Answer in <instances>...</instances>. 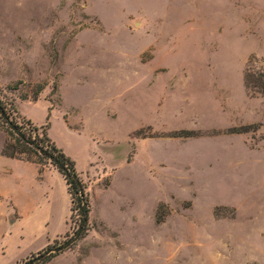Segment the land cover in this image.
Here are the masks:
<instances>
[{"label":"rangeland","instance_id":"1","mask_svg":"<svg viewBox=\"0 0 264 264\" xmlns=\"http://www.w3.org/2000/svg\"><path fill=\"white\" fill-rule=\"evenodd\" d=\"M264 0H0V99L71 158L89 230L46 264H264ZM242 134L229 131L249 127ZM0 264L71 233L49 164L2 156Z\"/></svg>","mask_w":264,"mask_h":264},{"label":"trees","instance_id":"2","mask_svg":"<svg viewBox=\"0 0 264 264\" xmlns=\"http://www.w3.org/2000/svg\"><path fill=\"white\" fill-rule=\"evenodd\" d=\"M257 62L254 58L248 60L243 72V85L250 96L264 97V68H255ZM48 119L49 114L45 125L36 126L30 120L19 117L11 104L0 99V123L8 137L2 148V156L37 166L49 164L63 179L71 204V233L66 234L63 241H55L19 264H46L58 254L71 249L89 230L90 197L87 184L77 172L75 162L48 137ZM250 128H233L229 132L242 134Z\"/></svg>","mask_w":264,"mask_h":264},{"label":"crops","instance_id":"3","mask_svg":"<svg viewBox=\"0 0 264 264\" xmlns=\"http://www.w3.org/2000/svg\"><path fill=\"white\" fill-rule=\"evenodd\" d=\"M29 164V163H28ZM31 166H33L34 167V169H36V167H35V165H33V164H30Z\"/></svg>","mask_w":264,"mask_h":264}]
</instances>
